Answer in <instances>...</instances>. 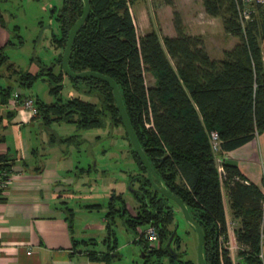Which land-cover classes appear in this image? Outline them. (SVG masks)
I'll return each mask as SVG.
<instances>
[{"label":"trees","instance_id":"1","mask_svg":"<svg viewBox=\"0 0 264 264\" xmlns=\"http://www.w3.org/2000/svg\"><path fill=\"white\" fill-rule=\"evenodd\" d=\"M201 1L205 12L219 17L224 31L237 38L231 47L223 49L221 57L209 54L200 34L185 31L176 9L172 17L175 35L160 34L155 29L137 34L126 0H89V12L74 36L67 63L72 71L90 69L115 80L131 126L152 167L171 193L186 203L191 217L203 230L205 263L264 264L263 192L225 153L264 130V5H257L250 18L241 22L236 0ZM52 11L56 13L58 32H53L51 39L62 49L56 57L58 70H54V62L39 63L34 72L18 70L12 62L7 67L12 74L16 73L21 85L30 86L39 77L47 79L48 92L57 98L50 102L34 99L35 116L45 125L68 121L78 128L102 127L106 123L122 126L128 153L138 167L129 182L136 201L134 212L129 211L122 193L111 192L105 212L104 240L110 242L108 250L87 249V256L110 264L111 251L116 248L113 224L119 217L126 227L138 232L133 241L140 243L145 253L144 264H198L197 259L189 256L187 244L182 246L185 238L177 231L175 219V207H179L148 179L146 165L130 142L109 82L93 75L70 77L62 69V51L71 25L83 11V1L61 0L60 7H53ZM0 22L5 24L1 12ZM16 27L9 28L7 45L13 44L15 36L20 37ZM3 51L1 48L0 62L7 59ZM145 73L152 75L153 82H146ZM65 76L82 81L85 91L94 93L97 101L79 95L62 100L59 93ZM11 90L9 84L0 88L2 103L9 99ZM146 122L151 124L147 126ZM213 129L220 138L217 152L209 141L208 132ZM51 136L52 142H72L74 135L62 137L52 132ZM216 157L221 158V172ZM9 159L7 154L0 153V170L11 169ZM224 194L237 221L234 233L238 248L234 260L229 249L219 242L221 235L228 239ZM65 212L71 227L73 210L68 207ZM149 223L158 232L152 246L138 229ZM93 241L73 239V245L78 248L79 243Z\"/></svg>","mask_w":264,"mask_h":264},{"label":"crops","instance_id":"2","mask_svg":"<svg viewBox=\"0 0 264 264\" xmlns=\"http://www.w3.org/2000/svg\"><path fill=\"white\" fill-rule=\"evenodd\" d=\"M173 9L179 12L184 29L189 34L204 33L214 26V22L218 25L220 23L218 17L205 12L201 0H131L130 10L135 20L136 33L143 34L155 29L160 34L175 35ZM4 22V25L0 22V49L6 47L9 38L10 27L5 20ZM8 74L11 77L10 68ZM2 87L4 86L0 85ZM20 87L21 84L17 82L9 99L4 103L0 101L6 105L0 112V121L4 117L8 118V122L17 130L29 124H34L37 128L45 127L39 122V116L30 115L29 110L21 106H13V98L20 100L31 95L25 94ZM3 126L7 125H2V131ZM11 134L12 131L9 134L0 133V153L7 154L11 161V177L0 194V264H90L91 260L86 253L88 248L82 249L79 242L76 248L73 239H87L82 237V229L75 231L77 209H91L95 206L90 207L88 204L100 203L90 192V178L87 175L91 165L89 162L82 164V160L70 155L67 149L60 153V144H70L69 141L52 142L53 137L50 136L47 141L34 144L32 139L22 136L14 141V138H8ZM225 153L238 163L247 179L260 186L264 195V130ZM130 159L131 163H135ZM137 172L138 167L129 175ZM132 181L134 185L135 180ZM113 191L118 193L114 188L110 193ZM86 198H93L95 201H86ZM223 204L227 241L233 246L229 249V254L234 260L238 248L234 233L237 221L232 216L229 199L225 194ZM68 207L73 210L71 227L65 216V208ZM134 210L135 205H132V212ZM105 222V214L102 222L88 219L85 229L103 228ZM232 222L236 224L233 229ZM261 254L264 257V233L261 237Z\"/></svg>","mask_w":264,"mask_h":264},{"label":"rangeland","instance_id":"3","mask_svg":"<svg viewBox=\"0 0 264 264\" xmlns=\"http://www.w3.org/2000/svg\"><path fill=\"white\" fill-rule=\"evenodd\" d=\"M126 1L130 10L131 1ZM60 5L61 0H0V12L3 19L10 28L13 25H17L15 31L20 35V37H14L13 44H8L4 48L3 52L7 55V59L0 63V85L5 86L9 84L13 89L17 87L16 73L12 74L11 77L8 74L9 67H7V63L10 62L13 63L16 69L21 71H35L39 69V63L49 65L54 62L53 68L55 71L58 70L59 65L56 57L62 49L55 46L51 37L53 32H58V23L55 19L56 13H53L52 10L53 7L58 8ZM131 17L134 19L132 13ZM217 20L220 21L219 25L214 22L212 28L204 33H200L204 39L206 49L212 57H221L223 49L231 47L234 41L237 40L235 36L224 31L219 17ZM19 39H21L20 42ZM145 79L147 83L153 82V77L150 73H145ZM48 86L47 79L39 77L30 86L21 85L20 88H22L25 94H31L47 102L54 101L57 96L48 92ZM77 95L83 99L97 101L94 93L85 91L82 81H73L65 76L59 96L62 100H65L70 96ZM5 107L6 105L4 106V104L0 103V112ZM39 120L45 127L37 128L34 124H29L17 130L16 127H13L8 122L9 119L4 117L0 121V133L9 134L12 131V134L8 138H14L15 141V139L22 136L30 140L32 139L34 144H38L44 140L47 141L51 136V132H56L61 136L74 135L70 144H60V153L64 149H67L70 155L81 159L82 164L83 162L84 164L85 162H89L91 166L87 176L90 178V192L96 201L101 203L91 209L83 211L81 208L77 209L78 211L74 218V228L76 232L82 229V233H84L82 237L87 239L91 237L94 240L93 242L81 243L82 249L108 250L107 244L110 242L107 239L106 241L104 240L106 236L105 227L85 229V222L88 219L102 222L107 209L106 204L109 200L110 191L113 188L117 192L122 193L131 212L132 205H136L135 198L129 188V182L132 178L129 173L135 172L137 167L135 163H131V157L126 151L128 142L123 137V127H112L106 123L102 127L78 128L73 122L53 121L45 125L41 118ZM3 124L7 125L9 129L3 126L4 129L2 131ZM110 154L113 156L111 157ZM134 185H136V182ZM86 199V201H95L93 198ZM175 208V219L178 224L177 231L185 238L182 246L187 244L189 256L196 259V233L184 219L181 211L177 207ZM145 227L146 224H141L138 226V229L141 231ZM113 228L116 236V248L115 252L111 254L109 263L144 264L140 243L133 241L138 232L126 227L119 217H116ZM186 230L189 231L186 232ZM109 238L110 241L114 239L112 236ZM90 264L106 263L102 260H91Z\"/></svg>","mask_w":264,"mask_h":264},{"label":"water","instance_id":"4","mask_svg":"<svg viewBox=\"0 0 264 264\" xmlns=\"http://www.w3.org/2000/svg\"><path fill=\"white\" fill-rule=\"evenodd\" d=\"M82 1H83V11H82L81 15L71 25L67 39H66V42H65V45H64V48H63V51H62V57H61L62 69L64 70L66 75H68L70 77L79 78L82 76L93 75V76H98L100 78H103V79L107 80V82H109V84L112 87V92H113V95L115 98L116 106L119 110L120 117L123 121L125 130L128 134L130 142L133 145L136 152L138 153V155L140 156L141 160L146 165V175H147L148 179L150 180L152 186L154 188H156L160 193L164 194L167 197H170L171 199H173L177 203L184 219L194 228V230L196 232V236H197L196 259H197V262H198V264H206L205 258H204V249H203V246H204L203 230H202L201 226L199 225V223L193 217H191V214L188 210L186 203L180 197L171 193V191L167 188V186L159 178V176L155 172L154 168L152 167L150 161L148 160L147 156L145 155V152L142 149V147H141V145H140V143H139V141L135 135L133 127L131 126V123L129 121L127 112L125 110V107H124V104L122 101L120 90H119L115 80L113 78H111L109 75H106V74L98 72V71H94V70H90V69H84V70L75 72V71H72L68 66L67 58H68V54L70 51L72 41L74 39L76 32L78 31V29L80 28L84 19L86 18L87 14L89 12V8H90L89 0H82ZM170 240H171V236H169V238L167 240V244H169Z\"/></svg>","mask_w":264,"mask_h":264},{"label":"built area","instance_id":"5","mask_svg":"<svg viewBox=\"0 0 264 264\" xmlns=\"http://www.w3.org/2000/svg\"><path fill=\"white\" fill-rule=\"evenodd\" d=\"M236 3H237V10L241 22H244L248 18H250V16L256 11L257 5H264V0H236ZM132 21L135 24L134 19H132ZM12 104L13 106H21L22 108L29 110L30 115H35L37 113L35 100L32 96L27 95L20 100L18 98H13ZM145 124L149 126L151 123L146 122ZM208 135L212 150L214 152H217L220 149V138L218 136V132L213 129L208 132ZM216 160H217V169L219 172H221L223 170V166L221 164V158L216 157ZM10 177H11V169L0 170V194L3 191V189L8 185ZM263 200H264V195H263ZM234 224L235 222H232L231 229L234 228ZM142 234L149 246H152L157 242L158 232L153 224L151 223L147 224L146 227L142 230ZM219 242L222 245L226 246L228 249L233 248V246L228 244L227 240L223 239L222 235L219 236Z\"/></svg>","mask_w":264,"mask_h":264},{"label":"flooded vegetation","instance_id":"6","mask_svg":"<svg viewBox=\"0 0 264 264\" xmlns=\"http://www.w3.org/2000/svg\"><path fill=\"white\" fill-rule=\"evenodd\" d=\"M141 251H142V250H141ZM114 252H115V251H111V254L114 253ZM144 254H145V253L142 252V256H143V257H144Z\"/></svg>","mask_w":264,"mask_h":264}]
</instances>
